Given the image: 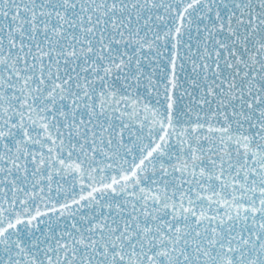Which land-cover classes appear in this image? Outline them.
<instances>
[{"label":"snow or ice","instance_id":"6c2138e0","mask_svg":"<svg viewBox=\"0 0 264 264\" xmlns=\"http://www.w3.org/2000/svg\"><path fill=\"white\" fill-rule=\"evenodd\" d=\"M0 264H264V0H0Z\"/></svg>","mask_w":264,"mask_h":264}]
</instances>
